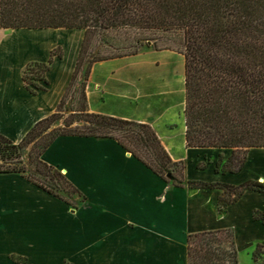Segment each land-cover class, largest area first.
<instances>
[{
    "label": "crops",
    "instance_id": "obj_1",
    "mask_svg": "<svg viewBox=\"0 0 264 264\" xmlns=\"http://www.w3.org/2000/svg\"><path fill=\"white\" fill-rule=\"evenodd\" d=\"M83 35L81 29H0L1 134L19 142L56 109L72 78ZM69 42L74 45L70 57ZM58 44L62 57L55 56L46 71V89L30 92L23 69L29 62L46 61ZM21 45L24 54L43 46L44 56L15 64ZM85 92L89 112L149 124L171 159L184 161L186 179L264 182V147L251 148L240 171L223 173L214 170L215 163L220 154L225 162L230 148L186 145L182 53L146 47L96 61ZM42 159L86 199L73 208L19 173H0V264H19L12 256L25 257L28 264H187L188 234L224 228L232 229L237 249L264 245V224L252 215L264 211L263 192L248 189L220 211L221 189L175 187L108 137L60 135Z\"/></svg>",
    "mask_w": 264,
    "mask_h": 264
},
{
    "label": "trees",
    "instance_id": "obj_2",
    "mask_svg": "<svg viewBox=\"0 0 264 264\" xmlns=\"http://www.w3.org/2000/svg\"><path fill=\"white\" fill-rule=\"evenodd\" d=\"M66 28L84 30L72 78L56 109L38 120L25 136L14 142L0 133V173H19L73 208L86 197L59 169L46 163L42 154L60 135L113 138L154 173L175 187L219 188L218 208L226 209L244 191L264 193V182L249 178L234 185L186 179L184 161H173L149 124L89 112L86 84L94 62L138 53L142 47L170 49L185 57V138L188 147L230 148L224 162L220 154L216 172H238L251 148L264 147V0H0V29ZM10 31V30H6ZM108 46L94 54L95 42ZM29 62L22 73L24 86L32 93L45 90L46 71L54 57ZM83 70V71H82ZM77 107L64 117V107L77 80ZM75 97V96H74ZM63 122L66 129L52 126ZM74 122L95 127L72 128ZM36 171L49 180L61 181V189L26 175L22 153L30 143L38 145ZM32 148L31 151H33ZM205 162L198 164L203 169ZM76 193L81 200L70 199ZM80 202V203H79ZM253 218L264 224V211ZM264 245L256 244L252 259L259 263ZM12 258L27 264L22 257ZM187 264H239L232 229L203 230L188 234Z\"/></svg>",
    "mask_w": 264,
    "mask_h": 264
},
{
    "label": "rangeland",
    "instance_id": "obj_3",
    "mask_svg": "<svg viewBox=\"0 0 264 264\" xmlns=\"http://www.w3.org/2000/svg\"><path fill=\"white\" fill-rule=\"evenodd\" d=\"M82 30V29H81ZM6 31V30H5ZM10 31H69V29L66 28H46V29H28V28H17V29H10ZM83 31V30H82ZM26 34H23L21 37V39H24L26 36ZM62 42H65L64 40ZM95 48H94V52H92V54H90L91 56L94 55L98 49L100 50V53L104 52V51H108L109 48L108 46H106L105 44L99 42H95ZM22 46V47H21ZM20 47V53L17 57V59L15 60V64L20 63L24 58L26 57H30V56H44V51L45 48L42 46V48H38V50H33V52L29 53V54H24V49L25 46L21 45ZM27 47V46H26ZM59 47L61 50H63L61 44H58L57 46H55L54 48ZM146 48V46L142 47V49ZM74 50V45L72 42H69L66 45V53L69 55L72 54ZM83 71V70H82ZM81 71L80 76L77 80V84L71 94V96L69 97V99L67 100V103L65 104L64 107V117L68 116L71 112H73V109H75L77 107V98H78V94L76 93V89L78 84L80 83V81L83 78V72ZM75 96V97H74ZM61 127V129H66V127L63 125V122L60 121L59 123H55L50 130H52L54 127ZM79 127L81 129H86V128H90V127H95L96 124H91V123H87V122H74L71 127L75 128V127ZM45 139L42 138L38 141V145H34V143H30L27 148L23 151L22 153V165L24 166V170H25V174L26 175H30V176H34L35 178H37L38 180H44L45 184L49 187H53L55 189V191H57L58 193L61 194H66V192H64L61 189V181L57 178V176H55L56 179H51L49 180L48 176H42L39 175L38 172L36 171V167L38 165V160H40L39 156H37V152H39V150L41 149V146L43 145ZM33 149V151H31ZM63 186V185H62ZM70 199L72 200H81L82 198L80 196H78V194L76 193H71V197ZM80 203V202H79ZM238 250V261L239 264H255L253 259H252V245H247L244 247H240V249ZM25 258V257H22ZM13 259V258H12ZM26 259V258H25ZM14 260V259H13ZM26 263H27V259H26ZM28 264V263H27ZM64 264H72V262L70 261H65ZM258 264H264V255L261 256L259 263Z\"/></svg>",
    "mask_w": 264,
    "mask_h": 264
}]
</instances>
